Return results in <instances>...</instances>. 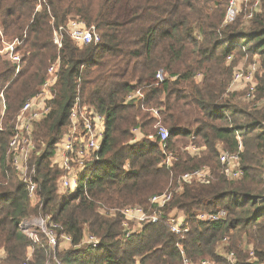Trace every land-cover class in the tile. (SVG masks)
Instances as JSON below:
<instances>
[{
	"label": "trees",
	"instance_id": "obj_1",
	"mask_svg": "<svg viewBox=\"0 0 264 264\" xmlns=\"http://www.w3.org/2000/svg\"><path fill=\"white\" fill-rule=\"evenodd\" d=\"M228 1L46 0L37 11V0H0L5 38L24 39L20 73L0 58V91L5 88L7 103L0 131V249L6 253L0 264H58L54 258L61 264H183L184 258L192 264H229L218 252L229 241L233 247L243 239L257 249L264 246V104L253 108L239 100L244 91L228 90L239 60L258 56L255 97L264 101V12L246 27L243 12L226 18ZM72 19L94 25L101 41L80 47L64 32L58 48L54 31ZM58 58L51 111L34 129L32 197L6 152L16 114ZM137 89L143 97L128 99ZM77 96L81 105L105 116L107 130L86 192L70 195L58 187L63 171L52 157ZM152 109L169 129L166 151L175 156L170 166ZM240 142L243 176L230 180L220 147L237 152ZM187 146L197 147V153ZM203 167L210 169L208 181L181 180ZM166 191L174 192L167 215L186 214L189 233L180 239L164 223H150L126 236L120 209L149 208L150 199ZM219 210L227 212L220 221L196 218ZM32 215L50 216L60 233L72 237V245L52 248L44 235L34 245L19 228ZM88 234L99 237V246L76 247Z\"/></svg>",
	"mask_w": 264,
	"mask_h": 264
},
{
	"label": "built area",
	"instance_id": "obj_2",
	"mask_svg": "<svg viewBox=\"0 0 264 264\" xmlns=\"http://www.w3.org/2000/svg\"><path fill=\"white\" fill-rule=\"evenodd\" d=\"M247 4L245 9L242 7L243 0H229L226 8V18L231 19L235 14L245 13L246 21H250L255 16V12L264 6V0H245ZM46 0H37L36 10L42 9ZM236 17V16H235ZM66 33L80 47L98 44L101 36L94 25L88 26L84 21L78 19L70 20L65 26H60L54 31V42L61 48L63 46V33ZM24 39L15 38L6 40L4 30L0 26V58L11 62L15 66V73L18 74L22 69L24 54L20 50ZM61 60L58 58L53 62L47 71L44 82L39 87L36 94L29 97L22 105L14 120V130L10 137L7 149V160L13 171H15L29 190L30 196L34 197L37 190L35 181V167H31L29 159L34 153L37 145L34 139L35 125L48 116L51 111V101L55 97L56 83L59 78ZM259 70V61L255 57L250 62L239 64L233 72L229 91L242 90L245 92V98L249 101H256V75ZM157 78L162 80L163 73L160 71ZM5 88L0 91V131L5 128V117L7 112V103L4 95ZM143 92L137 89L130 93L128 99L141 98ZM154 117L158 120L155 128L157 135L161 140V147L164 151V163L168 166L173 164L175 156L167 153V139L169 129L160 120V113L157 109H152ZM107 130L106 118L99 113L93 106L81 105L79 96L76 97L69 115V126L66 132L56 142L52 164L59 167L63 173L59 177L58 187L62 192H69L72 195L78 193L80 189L85 192L89 181L92 179L100 161L101 149L105 140ZM138 129H134L135 135L133 141L139 140ZM153 135L150 139H153ZM242 141L241 136H238ZM186 149L191 153H197L198 148L187 146ZM243 144L240 142L237 152L222 150L220 147L219 159L224 166V172L228 179L234 180L243 176V167L241 165V151ZM264 167V164H263ZM211 173L208 167L198 169L191 173H186L181 177L183 181L206 182L210 179ZM1 179V174H0ZM173 191H166L155 195L150 199V207L141 205H126L120 209L123 215V227L126 236H131L139 231L143 226L150 223H164L170 230L183 239L190 231L188 216L183 212H172L167 215V204L173 199ZM227 215L225 210L217 212H199L196 218L202 222H213L224 219ZM21 232L27 235L34 245L39 244L40 234L44 235L52 248L59 246L60 243L72 245V237L65 233H60V225L51 220L50 216L38 215L24 218L19 222ZM100 239L96 235L88 234L84 240L76 247L91 246L97 248ZM2 257H5L4 250L1 251ZM33 253L30 247L29 255ZM29 256V257H30ZM228 261L232 264L234 254L227 255ZM58 264H61L56 259ZM183 264H192L187 258H184ZM26 264V263H24ZM202 264H207L203 261Z\"/></svg>",
	"mask_w": 264,
	"mask_h": 264
},
{
	"label": "rangeland",
	"instance_id": "obj_3",
	"mask_svg": "<svg viewBox=\"0 0 264 264\" xmlns=\"http://www.w3.org/2000/svg\"><path fill=\"white\" fill-rule=\"evenodd\" d=\"M247 4H250V3L248 1L243 0L242 7L245 9ZM263 12H264V6H262L259 10H257L255 12V14L256 13H263ZM236 15H238V14H235L231 19H233ZM244 15H245V13H244ZM244 20H245V22H247L245 17H244ZM248 22L245 25L246 27L249 26ZM6 40H8V39H6ZM255 57L257 59H260L258 56H255ZM250 61L251 60L248 57H245L243 59H240L239 63L244 64L245 62H250ZM239 100L242 101V103H249L253 108L254 107H261L264 104V101H261V102L259 101V103L257 105H255L254 101H249L248 99H246L244 94H241V96L239 97ZM261 166H262V164H261ZM262 172L264 175V170H262ZM70 195H72V194H70ZM260 200H264V196ZM32 216H38V215H32ZM42 238H44V237H43V235L40 234L39 239L42 240ZM1 251L2 250L0 249V257H2ZM258 251H261L262 257L259 256ZM218 252L220 255L225 257L224 258L225 260L227 259L226 256L229 253L235 252L234 260H233L232 264H264V260H261V258L264 259V246L257 249V247L253 243H248L245 239H243L242 241H236V243L234 244V247H233V245L231 246L230 241H229L228 244L222 245V247L219 249ZM54 260L56 261V258H54ZM226 261L228 262V259ZM229 264H230V261H229Z\"/></svg>",
	"mask_w": 264,
	"mask_h": 264
},
{
	"label": "bare ground",
	"instance_id": "obj_4",
	"mask_svg": "<svg viewBox=\"0 0 264 264\" xmlns=\"http://www.w3.org/2000/svg\"><path fill=\"white\" fill-rule=\"evenodd\" d=\"M45 1V0H44Z\"/></svg>",
	"mask_w": 264,
	"mask_h": 264
}]
</instances>
